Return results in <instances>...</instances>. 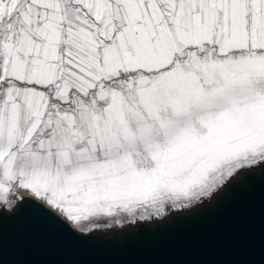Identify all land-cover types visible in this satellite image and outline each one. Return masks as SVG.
<instances>
[{
  "label": "snow or ice",
  "instance_id": "obj_1",
  "mask_svg": "<svg viewBox=\"0 0 264 264\" xmlns=\"http://www.w3.org/2000/svg\"><path fill=\"white\" fill-rule=\"evenodd\" d=\"M257 173L264 0H0V204L28 191L84 236Z\"/></svg>",
  "mask_w": 264,
  "mask_h": 264
},
{
  "label": "water",
  "instance_id": "obj_2",
  "mask_svg": "<svg viewBox=\"0 0 264 264\" xmlns=\"http://www.w3.org/2000/svg\"><path fill=\"white\" fill-rule=\"evenodd\" d=\"M9 200L0 204V264H264L259 173L216 199L204 197L203 203L170 210L167 218L137 223V235L125 240L72 234L73 225L29 194L14 192Z\"/></svg>",
  "mask_w": 264,
  "mask_h": 264
},
{
  "label": "rangeland",
  "instance_id": "obj_3",
  "mask_svg": "<svg viewBox=\"0 0 264 264\" xmlns=\"http://www.w3.org/2000/svg\"><path fill=\"white\" fill-rule=\"evenodd\" d=\"M14 192H22V193H26L29 194L33 197H35L33 194H30L24 190L21 189H14ZM36 198V197H35ZM38 199V198H37ZM174 209V210H173ZM183 210L184 208L182 206H177V207H173L171 208V211H177L178 210ZM52 210V209H51ZM52 212H55L54 209ZM56 213V212H55ZM56 215L58 217L59 214L56 213ZM178 215L181 216H186L187 214H184V212L178 213ZM154 217H157L155 214H153L152 219ZM61 220H63L62 217H60ZM148 220L146 219H141L139 214H137V216L133 217V216H128L127 214H121L118 216H113V217H98L93 219L90 222H86L85 224L82 225V227L88 229V232L91 236V239L94 241H105L108 238H120V239H129L131 236L137 235L136 230L138 228H136L135 226L137 225V223L140 222H146ZM66 222V221H65ZM70 226V224H69ZM75 227V225H73ZM71 228H73L72 226H70ZM142 229H144L141 226ZM116 230L118 231V234L115 233ZM141 233H146V231L142 230Z\"/></svg>",
  "mask_w": 264,
  "mask_h": 264
},
{
  "label": "crops",
  "instance_id": "obj_4",
  "mask_svg": "<svg viewBox=\"0 0 264 264\" xmlns=\"http://www.w3.org/2000/svg\"><path fill=\"white\" fill-rule=\"evenodd\" d=\"M19 189V188H18ZM22 190V189H21ZM25 191V190H24ZM26 192H28V191H26ZM28 193H30V192H28ZM31 194V193H30Z\"/></svg>",
  "mask_w": 264,
  "mask_h": 264
}]
</instances>
